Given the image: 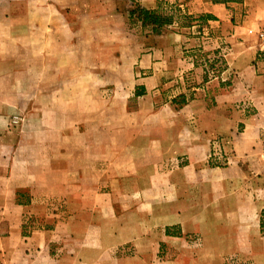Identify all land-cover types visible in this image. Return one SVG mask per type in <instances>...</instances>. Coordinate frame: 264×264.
<instances>
[{
  "label": "crops",
  "instance_id": "obj_1",
  "mask_svg": "<svg viewBox=\"0 0 264 264\" xmlns=\"http://www.w3.org/2000/svg\"><path fill=\"white\" fill-rule=\"evenodd\" d=\"M17 1L0 0L1 12L18 5L10 26L26 36L41 28L52 38L60 12H130L135 4H175L198 19L153 30L137 21L152 33L137 46L124 144L94 137L78 156L74 141L59 142L78 127L36 117L50 141L24 146L31 117L21 124V152L14 140L0 153V264H203L204 255L219 257L214 264L227 256L264 264V73L252 42L264 0ZM211 54L221 58L208 75ZM20 190L28 200L17 204ZM203 225L229 227L209 238ZM174 226L224 246L176 248L185 240L166 233Z\"/></svg>",
  "mask_w": 264,
  "mask_h": 264
},
{
  "label": "rangeland",
  "instance_id": "obj_2",
  "mask_svg": "<svg viewBox=\"0 0 264 264\" xmlns=\"http://www.w3.org/2000/svg\"><path fill=\"white\" fill-rule=\"evenodd\" d=\"M1 9L0 2V153L6 152V147L14 140L18 153L21 152L19 130L27 117H31L28 122L33 123V129L22 134L24 146L33 141H50L49 132L45 134V129L36 127L40 123L36 117H41L48 127L53 122L78 127L74 134L59 136V142L67 139L75 142V154L78 156L86 145L93 143L94 137L95 141L100 137L102 144H124L130 135L124 124L130 121L126 105L132 106V98L127 97L133 87L132 66L138 54L137 46L144 40V32L152 33L151 28L140 27L134 16L129 17V12H60L53 16V21L56 18L53 24L58 27L52 38L46 37L41 28L26 36L22 35L17 23L10 26L9 16L17 17L20 13L18 5L12 12H1ZM155 11L170 16L171 24L179 26L189 25L198 19L175 4L166 3ZM199 19L205 20L206 17L202 15ZM68 41L69 48L66 46ZM252 42L255 62L262 64L264 55L258 50L254 34ZM220 58L219 54L206 57L210 60L204 67L208 75L216 73L218 65L215 67V63ZM259 68L264 73L262 65ZM98 122L101 123L100 136ZM115 125L123 126L118 135ZM6 131H12L8 138L3 136ZM217 138L221 143L222 136ZM223 141L226 142L224 138ZM224 191L225 188L222 189ZM4 200L5 194L0 189V203ZM27 200L26 191L16 193L17 204ZM226 201L234 203L236 199L220 198L219 203ZM5 227L6 222H0V233L5 231ZM228 227L203 225L202 233L210 238L212 233L225 232ZM233 227L236 226L231 230ZM166 230L183 237L188 243L186 245L182 241L174 245L176 248H194L196 245L207 252L212 246H224V242L211 239L201 242L198 232L182 234L176 226ZM261 231L264 232V216ZM199 260L203 264H214L220 258L204 255ZM224 260L226 264H255L251 258L236 256H227Z\"/></svg>",
  "mask_w": 264,
  "mask_h": 264
},
{
  "label": "trees",
  "instance_id": "obj_3",
  "mask_svg": "<svg viewBox=\"0 0 264 264\" xmlns=\"http://www.w3.org/2000/svg\"><path fill=\"white\" fill-rule=\"evenodd\" d=\"M133 16L138 21H140L141 24L150 26L152 30L172 23V18L170 16L159 13L155 10L143 8L137 4L132 6V8L130 9L129 17H133ZM261 215L262 217L264 216V210L261 211ZM260 228H262L261 222H260Z\"/></svg>",
  "mask_w": 264,
  "mask_h": 264
},
{
  "label": "built area",
  "instance_id": "obj_4",
  "mask_svg": "<svg viewBox=\"0 0 264 264\" xmlns=\"http://www.w3.org/2000/svg\"><path fill=\"white\" fill-rule=\"evenodd\" d=\"M254 36L257 40L258 50L262 55H264V23L258 26L257 30L254 33ZM261 65L264 71V61H262Z\"/></svg>",
  "mask_w": 264,
  "mask_h": 264
}]
</instances>
